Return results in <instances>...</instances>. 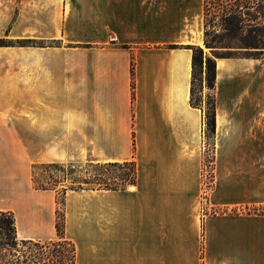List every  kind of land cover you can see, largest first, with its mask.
<instances>
[{
	"label": "crops",
	"instance_id": "crops-1",
	"mask_svg": "<svg viewBox=\"0 0 264 264\" xmlns=\"http://www.w3.org/2000/svg\"><path fill=\"white\" fill-rule=\"evenodd\" d=\"M0 39V212L17 240L57 239L33 166L133 162L131 186L66 191L75 264H264V215L248 213L264 206V55L214 58L205 191L204 0H0Z\"/></svg>",
	"mask_w": 264,
	"mask_h": 264
},
{
	"label": "trees",
	"instance_id": "trees-1",
	"mask_svg": "<svg viewBox=\"0 0 264 264\" xmlns=\"http://www.w3.org/2000/svg\"><path fill=\"white\" fill-rule=\"evenodd\" d=\"M218 6H222L224 11L220 21L226 26L227 31L239 30L244 24L243 10L251 7L247 0H217ZM206 2L204 1V7ZM205 32L204 45L207 46ZM11 43L5 39H0V47L9 46ZM20 46L40 45L31 40H22L17 42ZM192 50V80H191V105L200 108L196 96H201L203 82L209 91L207 100V112L204 114L205 133L212 140L215 134V57L205 55L203 49L199 47H190ZM259 56V55H258ZM133 63H131L132 89L133 83ZM197 83H199L198 89ZM134 93L132 92V99ZM214 149V145H213ZM204 164V163H203ZM58 164L36 165L32 169V182L37 190H55L57 193L56 204L58 206L56 212L55 229L57 239L52 241H24L17 240L15 235L14 217L11 213L0 212V217H8V222L0 219V264H75V248L72 243L64 239V196L67 190L82 189H103L116 191L131 186L135 183L136 170L133 162L129 163H103V164H87L89 168L88 177L77 182V188L63 189L59 196L57 190L58 181H52V184L40 183L36 179V170L56 168ZM213 170V157H212ZM213 177V176H212ZM248 213L264 215V206L252 208Z\"/></svg>",
	"mask_w": 264,
	"mask_h": 264
},
{
	"label": "rangeland",
	"instance_id": "rangeland-1",
	"mask_svg": "<svg viewBox=\"0 0 264 264\" xmlns=\"http://www.w3.org/2000/svg\"><path fill=\"white\" fill-rule=\"evenodd\" d=\"M204 23L207 46L204 45V53H210L209 57H233L243 55L244 53L253 56L264 55V0H247L251 7L243 10L244 24L241 29L227 31L226 26L220 21L224 11L222 6H218L217 0H204ZM205 85V82H203ZM199 83H197L198 89ZM208 92H202V95L196 96L199 106L204 114L207 112ZM204 185L205 191L210 188L212 182V157L213 144L208 136L204 135ZM89 168L86 165H60L56 168L36 170V179L40 183L52 184V181H58L57 190L59 196L63 189L77 188V182L88 177ZM1 221L8 222V217H0ZM1 237V236H0Z\"/></svg>",
	"mask_w": 264,
	"mask_h": 264
},
{
	"label": "built area",
	"instance_id": "built-area-1",
	"mask_svg": "<svg viewBox=\"0 0 264 264\" xmlns=\"http://www.w3.org/2000/svg\"><path fill=\"white\" fill-rule=\"evenodd\" d=\"M204 179H205V176H204V170H203V182H204ZM211 183V182H210ZM204 185V184H203ZM204 187H205V185H204Z\"/></svg>",
	"mask_w": 264,
	"mask_h": 264
}]
</instances>
